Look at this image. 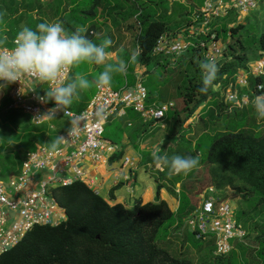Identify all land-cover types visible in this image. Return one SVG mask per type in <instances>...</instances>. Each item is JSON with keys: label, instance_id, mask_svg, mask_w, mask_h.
<instances>
[{"label": "trees", "instance_id": "1", "mask_svg": "<svg viewBox=\"0 0 264 264\" xmlns=\"http://www.w3.org/2000/svg\"><path fill=\"white\" fill-rule=\"evenodd\" d=\"M24 1L17 3L16 0H8L9 6H5L12 20L5 22L6 20L0 19V21L1 25L4 24L9 29L5 31L8 35H16L18 32L16 26L20 22L25 21V25L34 29L39 22L53 20L63 21L62 25L73 30L79 28L81 24V27L87 29L86 36L90 37L92 30L96 29L100 13L105 12L108 15L114 13L123 21L134 17V22L132 20L126 25L128 29H136L133 45L137 59L131 60L133 53L126 56L127 70L132 78L137 66L139 78L145 74L151 62L153 68L158 66L162 71L169 66L170 62L166 58L170 55L153 53L160 36L166 35L169 39H173L168 25L172 20L168 13V3L160 0H132L130 9H124V4L129 0H67L66 3L57 0L56 4L49 7L51 13L48 17L44 8L36 1ZM202 1L199 0L197 5H202ZM63 4L67 6L64 7ZM20 5L26 9L25 13L19 11ZM180 7L182 6H178V11ZM68 8L72 9L69 11ZM247 22H237L232 27L224 23L214 25L211 22V31L215 34V40L224 42L226 47L220 55L222 60L218 63L216 79L206 94L197 91L201 83L200 69L199 62L194 60L195 56L202 57L203 60L205 49L197 43L195 47H190L176 57L178 66H181L185 72L182 75L183 79H179L180 83L176 84V88L180 89L176 103L172 106L174 107L172 122L184 127V124L195 115L202 121L207 117L212 124H215L221 115L241 122V126L227 124L222 129L214 128L206 152V161L222 167L231 175V179L240 181L242 185H234L235 191L243 195L245 200L246 197L257 194L250 211L264 216V120L263 125L256 121L251 102L232 106L224 96L225 89L230 85L233 86L232 89L238 88L237 93L247 91L253 99L257 92L255 85L262 81L261 77L249 76L248 87L240 88L235 84V74L247 66L246 48L252 47L255 59L264 54V26L256 31L257 22L252 27H247ZM251 31L252 34H249ZM195 35H197L196 38L194 37L196 40H206L208 37V33ZM237 47H241V50H237ZM190 66L193 68L192 72L187 70ZM216 83L222 86L219 90H213V85ZM145 88L148 93L147 103L161 102L156 101L150 86ZM160 94L162 95L161 91ZM17 120L15 118L12 129L6 127L9 133L3 134V150L0 152V159L4 161L6 167H11L12 173L20 170L24 155L21 151L25 148H28L27 151L29 148L33 150L38 144H42L48 131L47 125H34L30 120L16 123ZM12 134L23 148L16 156H13L11 148L4 147L6 142L11 140ZM119 153L111 158H117ZM160 188L161 186L157 184V193ZM113 190L114 188L111 189ZM198 192L195 194L197 195ZM49 197L62 208L64 219L56 224L32 226L20 241L0 254V264H193L189 259L176 257L166 248L159 246L156 235L159 229L167 224V230L172 235L184 236L183 230H186L198 238L193 230H187L185 226L181 227V223L197 203L186 211L184 209L187 203L173 211L163 199L154 201L138 199L127 208L122 203H110L90 188L87 182L79 179L66 185L51 186ZM250 218H253V214ZM241 226L245 231L246 226L242 224ZM258 226L260 232L255 237V256L261 264H264V221ZM246 233L245 231V235ZM240 243L243 244L239 241L240 246ZM211 246L213 250V240ZM215 257L221 259L225 256Z\"/></svg>", "mask_w": 264, "mask_h": 264}, {"label": "built area", "instance_id": "2", "mask_svg": "<svg viewBox=\"0 0 264 264\" xmlns=\"http://www.w3.org/2000/svg\"><path fill=\"white\" fill-rule=\"evenodd\" d=\"M255 7L256 0H204L192 13V20L198 26L184 37L169 39L166 35L160 36L153 53L177 55L178 50L185 52L198 43L205 49V57L211 55L218 58L222 48L211 31L210 24L213 19L231 9L248 12ZM198 33H208L207 39H189L190 35ZM10 48L1 46L0 50ZM240 70L235 74V84L240 88L248 87L249 76L261 77L264 81V54L242 69L243 71ZM68 74L69 70L64 74L65 78ZM38 86L34 90L20 93L22 85L18 81L9 84L10 108L20 107L29 115L30 122L34 125L45 124L55 115H61L75 123L61 133L62 144L71 149L64 152L62 148L53 150L41 146L37 150L27 151L22 157L19 173L6 180L0 179V254L20 241L32 226L56 224L64 219L62 208L49 197L51 186L66 185L76 179L84 180L81 168L83 160L108 164L111 156L121 152L122 147L118 143L103 137L104 124L109 119L120 118L130 109L138 113L142 121L164 128L165 113L173 106V102L165 101L147 103L148 93L139 76H136L134 85L117 89L109 85H96L87 106L80 112L68 109L65 111L56 107L54 101L41 102L37 97L45 94ZM46 86L49 87L47 84ZM226 93L225 99L232 106H241L252 100L247 91L237 93L232 89ZM233 96L236 97L235 102L230 99ZM118 159L122 167L134 165V159L130 156L120 155ZM156 166L161 170V164L157 163ZM68 172L70 175L66 174ZM87 183L91 188L93 182ZM232 209L227 200L203 199L187 214L183 226L193 230L198 238L210 235L214 255L226 256L233 247L230 240L237 238L243 242L245 236L241 224L232 218Z\"/></svg>", "mask_w": 264, "mask_h": 264}, {"label": "rangeland", "instance_id": "3", "mask_svg": "<svg viewBox=\"0 0 264 264\" xmlns=\"http://www.w3.org/2000/svg\"><path fill=\"white\" fill-rule=\"evenodd\" d=\"M36 1L37 4L42 6L44 8V11H46L48 17L50 16L49 13H51L50 6H53L56 4L57 0H33ZM67 0H63L64 3H66ZM84 1V0H83ZM158 1V0H156ZM168 3L170 16L173 17L176 12H179V14L174 19L175 24L170 27L172 36L176 35V38L184 37L185 34L189 33V20H190V14L187 12V7L185 4L182 3L180 0H160ZM169 1L171 3H169ZM17 3L19 2H25L24 0H16ZM132 0H129L128 3L124 4V9H130ZM184 2V1H183ZM70 3V2H69ZM68 4V2H67ZM180 7L178 11V6ZM34 5V3H33ZM5 6H9L8 0H0V19L1 21L7 22V20H12L10 18V15L8 13V9ZM35 6V5H34ZM62 6L66 7L67 5L63 4ZM6 8V9H5ZM72 8H68L70 11ZM160 9V8H159ZM19 11L22 13H25L26 9L23 8L22 5L19 6ZM33 12V11H32ZM31 14L36 16L35 13ZM130 13V12H129ZM12 17V15H11ZM132 19H128L127 21H123L118 15L112 13L111 15H108L107 13L103 12L100 13V15L97 18L96 23V29L92 30V33H90V37L86 36V28L78 26L79 28L76 29H84L85 31L82 33L85 35L88 39L92 40L94 43H101L106 37L111 38L112 44L108 46L105 50L111 49L110 51H106L107 56L104 64H112L116 65L118 63H122L125 66V71L123 73H113L112 80L110 82V87L112 88H121L127 85H131L136 82V78L131 77V74L127 70V55L129 56V53H134V36L136 34V29H128L127 23L134 22V17H131ZM48 19V18H47ZM0 21V25H1ZM247 23V27H252V25L257 22V25L255 26V30H261L264 26V0H256V7L250 9L248 12H239L237 10L231 9L227 11L225 14L222 15V17L213 19L214 25H219L221 23L226 24L228 27L234 26L237 22ZM49 22H56L53 20H49ZM63 23V21H60ZM192 23L194 21L192 20ZM25 21L20 22L16 28H21L22 26H25ZM2 26V25H1ZM68 33H71L75 30L68 28L66 25H62ZM7 27V26H6ZM253 31V33L255 32ZM252 34V31L249 33ZM174 38V37H173ZM223 38V37H221ZM230 40V39H229ZM5 41H3L2 36H0V47L3 46ZM220 44L222 46V50L226 47V44L222 41H220ZM12 46V45H11ZM9 46V47H11ZM121 49L123 50V53H120ZM247 49V65H250L255 61L254 51L252 47H248ZM237 50H241V47H237ZM183 54V53H182ZM178 55H170L166 59L170 62L168 68L165 71H162L161 67L156 66V68H153L151 62L147 66V71L145 74H143L140 78L141 83L145 87L151 88L154 98L156 101H165V102H173L176 103V97L178 96L179 92L178 90L180 88H176V84L180 83L179 79H183L182 75L185 71H183V68L178 66V63L176 62V57ZM164 59V60H166ZM194 60L198 61L199 63L202 61V57L195 56ZM222 60V57L219 56L217 58V62L219 63ZM104 64L102 65H95V64H87L82 63L79 66H76L74 68H71V77L74 78L76 73H81L86 75L87 79L90 82V86L85 89L81 90L83 94L90 95L95 91V78L98 73L104 70ZM187 70L190 72L193 71V68L187 67ZM240 71H243L242 69ZM165 72V73H164ZM162 87V88H161ZM222 86H220L219 83H216L213 85V90H219ZM161 88V89H160ZM233 86H228V88L225 89V94L229 90H232ZM238 88H234L233 91H237ZM160 91L162 95L160 94ZM222 93V92H221ZM219 93V94H221ZM174 107H171L168 109V111L165 113L164 117V123L166 124L165 130L169 129L171 126V133L168 135H165L166 138L175 137V135H178V137L181 138L182 141L184 139L188 138H195L193 141L192 139L191 143H181L179 146V150L182 151H189L190 156L192 155V149H197L199 152L198 155H201L199 157V164L196 168L191 170L188 174H179L180 177V184L179 187L181 189V196L183 199H187L189 195L195 194L196 192V200L201 201L202 198H213V199H223L227 200L233 207L231 210L232 218L234 220H237L240 222L245 228V231L247 232L246 235L243 238V244L238 245L235 247V244L239 242V239L233 238L231 239V243L234 245V248L230 251L228 255H226L224 258L218 259L215 257L213 250H212V238L210 235H206L204 238H196L190 231L183 230L184 236H176L172 235L168 232L167 224H164L158 231L156 235V242L159 246L166 248L172 255L184 257L189 259L193 264H261V262L256 258L255 256V250H256V241L255 237L259 235V226L258 224L262 221H264V216L258 214L254 211H250L253 207V203L255 199L257 198V194L251 195L246 197V200L244 199L243 195L237 193L235 191L236 184H241L240 181H236L234 179H231V175L224 170L222 167L216 165V164H210L206 161V148L210 144V136L212 132L214 131V128L222 129L224 128V125L229 124V126L236 125L241 126V122L238 120L237 122L234 120L227 119L225 115H221L218 121H215V124H212L211 121L205 117L204 121L200 119L199 116H194L190 119V121L184 124V127H180L178 124L172 122L173 121V110ZM5 109V108H4ZM5 111V110H4ZM5 119L3 123V134L9 133L6 127L9 129H12L14 126L15 118H17L16 123H23L29 121V115L21 110L20 107H13L12 109H9L7 112H5ZM201 113H199L200 115ZM203 115V114H202ZM256 116V115H255ZM11 119V120H10ZM109 121V120H108ZM107 121V122H108ZM256 121L259 122L261 125H263V120L257 119ZM52 123V122H50ZM204 123L206 125H204ZM49 128V125L46 124ZM188 125L189 128L186 127ZM157 129L164 130V128H160L158 125L156 126ZM205 129V134H202L201 136H198L200 132H202ZM51 130V129H50ZM1 136V134H0ZM46 136V135H45ZM44 136L43 144H38L33 150H37L41 148L43 145L49 146V139L50 136L48 135V140L46 141V137ZM104 136L110 139L113 142L120 143V136H121V126L120 122H118L117 118H113L105 125V133ZM198 136V137H197ZM184 138V139H183ZM1 139V137H0ZM14 136L12 135L11 140L6 142V145L4 147L11 148L13 156H16V154L20 151V149H23L22 146L19 144L18 141H15ZM4 141V140H3ZM3 141H2V147H3ZM18 142V143H17ZM194 143H196V146H194ZM28 148H25L21 151V153H26ZM29 151L31 149L29 148ZM173 155H177L175 153L171 154L169 156L172 157ZM182 155V154H179ZM183 156H188L183 155ZM131 157V156H130ZM194 157V156H193ZM1 162V174L0 177L4 175L5 172H7L11 167H6L4 164V161L0 159ZM162 165L165 167L164 173H160L159 179L155 180L154 177L150 176L148 173H145L146 175V184L144 185L146 187V190H150L153 194H156L157 190V184H161V187H164L165 191L168 189L167 187H171L174 183V175H168V169L167 166L162 162ZM161 165V166H162ZM141 172H144V170H141ZM179 177L176 179H179ZM230 177V178H229ZM149 183V186L148 184ZM136 187L141 188L142 184L140 182H137ZM195 191V192H194ZM156 196V195H155ZM153 196V197H155ZM158 198H156L157 200ZM201 199V200H200ZM152 201V200H151ZM154 201V200H153ZM199 201H197V205L199 204ZM195 205V204H194ZM195 207V206H194ZM193 207V208H194ZM244 210V211H243ZM253 214V218L250 217ZM247 222V224H244ZM189 230L188 228H186ZM182 246V247H181ZM181 247V248H180ZM240 249V250H239ZM242 252V258L240 257L239 252ZM254 258V260H249L251 258Z\"/></svg>", "mask_w": 264, "mask_h": 264}, {"label": "clouds", "instance_id": "4", "mask_svg": "<svg viewBox=\"0 0 264 264\" xmlns=\"http://www.w3.org/2000/svg\"><path fill=\"white\" fill-rule=\"evenodd\" d=\"M84 31L76 29L68 33L59 21L39 22L34 29L22 26L13 39V46L0 50V91L17 81L22 85L20 93L34 90L37 85L47 84L49 87L46 88L45 95L38 96L37 99L44 103L50 99L56 107L66 111L78 90L87 89L90 82L81 73H76L73 79L65 82L64 74L82 63L104 64L107 56L105 49L112 44L108 37L99 44L94 43L82 34ZM181 52L182 50H178L177 55ZM136 59L137 54L133 53L131 60ZM199 69L201 83L197 91L206 94L217 76V58L206 56L199 63ZM124 71L122 63L104 64V70L97 74L95 83L98 87L109 85L113 73ZM256 89L251 105L257 119L264 120V81L257 84ZM230 99L236 101L234 96ZM160 145L153 146L151 155L155 161L167 166L168 175H186L198 166L199 157L177 154L169 158L161 154ZM50 147L56 149L57 142H52Z\"/></svg>", "mask_w": 264, "mask_h": 264}, {"label": "crops", "instance_id": "5", "mask_svg": "<svg viewBox=\"0 0 264 264\" xmlns=\"http://www.w3.org/2000/svg\"><path fill=\"white\" fill-rule=\"evenodd\" d=\"M183 1L182 3H187L185 5L187 7V12L190 14L189 32H191L194 28L198 26V24L192 23V13L201 4L197 5L199 0H183ZM169 3L171 2L169 1ZM168 13L170 14L169 11ZM178 14L179 12H176V14L172 17V20L168 24L169 27L175 24L174 19L176 18ZM7 30L9 29L5 27L4 24L0 26V36H2L3 41H5L3 46L9 47L8 44L13 45L12 39L15 36L8 35L5 32ZM176 36L177 34L173 35V37H176ZM194 37L196 38L197 35H194V34L190 35L189 39L195 41L196 39H194ZM217 43L222 48L220 41H217ZM123 50L124 49H121V51ZM134 53H136V49ZM138 72H139V67L137 66L133 74L134 79L136 78L135 76H138ZM71 79L73 78L71 77V69H69V74L65 78V82ZM46 88H47L46 84L38 86V89L41 90L44 94L46 92ZM94 92L91 93L90 95H87V94H83L81 90H78V94L74 97L73 103L69 106L68 110L72 112L82 111L87 106V103L89 99L92 97V95L94 94ZM48 101H52V100L49 99ZM10 103H11V99L9 96V85H8L3 91H0V134H1L0 152L3 150V147H2L3 129L5 128L3 127V123H4L3 121L6 115L5 112H7L9 109H12L10 108ZM29 120H30V117H29ZM110 120L111 119H109V121ZM117 120L118 122H120V126H121V136L119 140L120 143L118 144L122 147V150L118 154V157L120 155L131 156V158L134 159V165L130 167H122L120 166V160L118 159V157L111 158L108 164H101V163L97 164V163H92L87 160H83V162L81 163V166H82L81 168L83 170L82 178L84 179V181L85 182L92 181L93 185L91 186V188L94 189L96 192H98V194H100L110 203H117V202L122 203L127 208L131 207L135 203V201L138 199H140L141 201H148V200L153 201V200H156V198L163 199L168 203V205L173 211H176L177 209L181 207V205L184 206L186 203H187V206L184 209L185 211L187 210V208H191L192 205L196 204L197 201H199V200H196V194L195 196L189 195L188 198L185 200L181 199L182 197L181 189L178 188L180 184L179 175H174L175 177L174 183L172 184L171 187L168 186L167 187L168 189H166L165 191H163L164 187H161L158 190V193L156 190V194H153L148 189L146 190V187L144 186L146 184L145 173H148L150 176L154 177L155 180H157L160 177V173H164L165 171L164 170L165 167L162 165V162L155 161L151 155L154 145L161 144L160 145L161 154L166 155L167 157H169L173 153L182 154V155L187 154L188 156H190L189 151L179 150V146L181 143H187V144L191 143L192 144L190 139L194 141L196 137L188 138V139L183 138L184 141H182L181 138L178 137V135H175V137L166 138L165 135H168L169 133H171V126L167 130H165L166 126L164 127V130L157 129L155 124H153L152 122H148V121L146 122L142 121L138 113L130 109H127L126 114L120 118H117ZM109 121L104 124L103 137H105L104 136L105 125L109 123ZM46 124L49 125L48 131L47 133H45L46 141L48 140V135L50 136V139H49V146L48 145L47 146L43 145V146L51 149L50 147L51 143L57 142L56 148H62V150L64 149V152H69L71 148L62 144L61 133H63L64 131H67L69 128L74 126L75 123L71 122L66 117H63L61 115H55L49 118L47 123L42 124V125H46ZM50 126H52L53 128H50ZM186 127L189 128L188 125H186ZM205 133H208V132H206L204 129L202 132H200L198 136H201L202 134H205ZM196 141H198V139H196ZM194 146H196V143H194ZM205 148H206L205 152H207L208 146ZM198 153H202V152H199V150L197 149H192V155L194 157H200L201 155H198ZM157 163L162 165L160 167L161 170L158 169V166H156ZM1 166L2 165L0 162V171H1ZM141 170H144V172H141ZM19 171L16 173H12L13 170L9 169L7 172L4 173L3 176L0 177V179L6 180L10 176L18 174ZM66 174L70 175V172ZM176 177L177 178L179 177V179H176ZM137 182H140L142 184L141 188L136 187ZM147 184L149 186V183ZM159 185L161 186V184ZM112 188H114L113 191H111ZM206 198L207 197H204L202 198V200ZM179 211L180 210H178V212ZM178 217L180 218L181 216L179 215ZM181 224H182L181 225L182 227L183 222ZM238 245L239 244L236 243L235 247H237ZM239 255L242 258V252L239 253ZM249 260H254V258L252 257Z\"/></svg>", "mask_w": 264, "mask_h": 264}]
</instances>
